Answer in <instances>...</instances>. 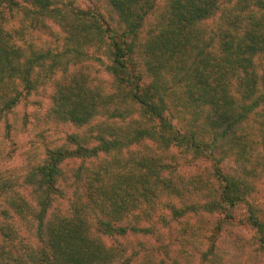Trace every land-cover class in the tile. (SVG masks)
Returning a JSON list of instances; mask_svg holds the SVG:
<instances>
[{"label":"trees","instance_id":"1","mask_svg":"<svg viewBox=\"0 0 264 264\" xmlns=\"http://www.w3.org/2000/svg\"><path fill=\"white\" fill-rule=\"evenodd\" d=\"M42 93L0 264H264V0H0V131Z\"/></svg>","mask_w":264,"mask_h":264},{"label":"rangeland","instance_id":"2","mask_svg":"<svg viewBox=\"0 0 264 264\" xmlns=\"http://www.w3.org/2000/svg\"><path fill=\"white\" fill-rule=\"evenodd\" d=\"M74 5L80 6L82 8H88L90 5H92V0H71ZM94 2V1H93ZM98 10H103V6H99L100 9L95 6ZM57 29V28H56ZM49 39V41L53 40V38L45 36L44 39ZM97 52L96 55H99ZM104 59V58H103ZM87 70L91 77L95 78V80H99L102 84L106 85L109 83V77L106 76V74L103 72L104 65L100 61H92L89 63ZM46 91V90H43ZM41 93V91L39 92ZM46 94H34L29 97V99L24 102L19 108L16 113L11 115L9 118L14 122V126H11L10 132L5 134L3 131H0V152L3 154L2 156L10 161H13L14 164L17 166H22L26 163L27 160H29V154H31V150L29 149L31 144L38 145L40 143V140L44 137L46 141L52 139L54 135V140L57 135H60V131H57V128H53L54 133L49 132H43L40 133V131H45V128H47L48 124H46L42 117L43 113L45 112V108L47 105V101L45 99ZM24 111H28L27 113L30 114L31 117H34L36 120V126L35 129V135L34 131L31 129H27L26 127H23L22 121L24 116ZM27 115V114H25ZM29 116V117H30ZM13 125V124H12ZM54 127V126H51ZM61 129H64L65 133L74 132V129L68 128V127H60ZM50 140V141H54ZM40 149L37 148L36 152L39 153ZM35 155V154H34ZM8 161L7 163H11ZM7 163L3 164V167L0 168V176L4 177L5 175L8 176H15L17 172L10 167L9 169H5ZM20 166V167H21ZM19 174V173H18ZM262 198L264 199V193L262 195ZM264 203V201H263ZM243 214V208L240 207L235 210V216L236 218H241ZM248 233H251L249 229H246Z\"/></svg>","mask_w":264,"mask_h":264}]
</instances>
